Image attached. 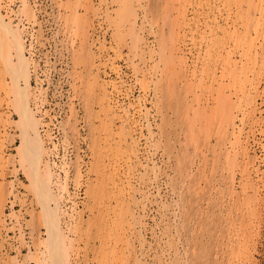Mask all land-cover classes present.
Listing matches in <instances>:
<instances>
[{"label":"rangeland","instance_id":"374dc122","mask_svg":"<svg viewBox=\"0 0 264 264\" xmlns=\"http://www.w3.org/2000/svg\"><path fill=\"white\" fill-rule=\"evenodd\" d=\"M142 1L146 8L144 13L133 0H26L27 8L30 9H27L29 12L26 14L28 13L27 16L29 17L23 15L19 18L22 0H3L4 14L8 10V15L12 17L14 24L22 19L20 23L24 29L25 44H32L29 47L31 51L26 53L33 64L31 83L35 89L37 86L35 94L38 97L36 99H40L39 97L44 99L40 103H44L40 108L42 122L44 121L42 131L40 128V136L46 148L51 150L49 159L53 161L51 162L54 163L56 173H59L60 183H63L64 190L62 193L65 202L62 203V209L66 211L63 221L67 224H65V229L67 231L71 224L72 228L68 231L74 236L67 232L71 234V239L75 238L72 241L74 243H72L69 256L70 263L264 264V41H261V38L264 39V35L262 36L264 6L258 13L253 8L248 7V0H181L183 1L181 6L179 1L176 2L177 0H171L170 6L167 3L168 0ZM239 2L242 5L240 9L237 8ZM30 11H33V15L30 14ZM247 13L256 25L253 27L250 25L244 31L243 25L246 23L245 16ZM166 15L167 17H165ZM71 17L75 19L71 20ZM135 17L136 20H134ZM77 21L78 23H76ZM133 22L136 25L138 23L135 28V30L138 29L139 34L136 46L137 49L138 45L141 47L139 46V51L136 46L134 47V50L138 52L134 50L131 52L133 38L130 37L128 31L131 27L130 23ZM81 27L83 31H81ZM120 28L122 31H119ZM171 32L177 44L176 50H174L176 56L178 58L184 54L182 56H185L184 60L187 64L183 65L179 58L176 60V57L173 56L175 67L170 64L166 79V74L161 70V65L158 71L155 64L156 62L157 64L164 63V58H161L163 47L159 41L162 39L160 37L169 41ZM120 35L124 38H118ZM86 38L87 40H85ZM143 38L147 48L142 44L144 43L142 42ZM117 39H120L119 43L116 42ZM130 39L131 43H129ZM122 40H124L123 44ZM252 43H254L253 49L249 53L248 49ZM124 44H127L126 47ZM128 44H131L129 48H127ZM168 45L171 47L170 44ZM257 49L258 52H255ZM127 50L130 52L127 53ZM95 51L96 53H93ZM140 52L142 58L140 56L138 58L137 55L133 57L135 53L140 54ZM148 55H150V60H148ZM227 55L229 60L234 62L236 60L241 68L239 69L242 73L240 79L243 81L245 78L246 83L243 82L246 85L243 83L242 86L245 88L246 95L243 96L237 90L234 91V87L224 86V90L233 105L234 120L231 118L232 120L230 119L227 125H220L217 123H221V117L214 114L211 118V114L208 113L216 97L214 90L216 84H212L213 87L211 88V82L206 80L212 77H215L217 81L222 79L221 75L224 74L222 70L225 67L223 58L227 59ZM137 59H140V63L136 62ZM130 62L134 63L133 66L132 63L129 66ZM137 63L139 64L137 65ZM111 64L115 66L113 67ZM95 66L98 68L94 69ZM111 66L112 69L109 68ZM193 67L196 68V71L192 74ZM134 68L138 71L136 72ZM201 72H203L202 75ZM199 78L204 79L206 84L204 88L194 89L196 92L194 96H201L203 99L201 105L207 109L206 113L209 116L200 111L202 116L200 115L201 118L198 116L196 127L194 126V129L191 127L193 129L191 130L188 122L189 115L193 113L190 112L187 115L189 118H187L184 111H186L185 108L188 107L189 102L190 104L193 103L194 107H196V103L193 94L187 92L186 86L189 82L195 84ZM171 79L173 80L171 81ZM225 82L228 83L227 80ZM123 88L124 90H122ZM0 89V105L2 104L0 114H5L4 116H7V113L10 114L7 116V126L4 130H0V137L3 139L0 138V205L2 206L0 208L3 210H0V219L4 217L5 220V222L0 220V264H34L35 262V264H49L48 254L44 250L45 240H47V225L44 227V220L41 221L40 218V204L33 196L32 189L29 190L27 187L29 184L27 179L29 178L26 179L22 168L14 158L16 156L15 146L18 141L20 142L18 137L20 133L14 123L18 117L11 105L7 104L9 99L6 100L2 88ZM107 92L115 101L118 99L117 103L122 104L124 102V107L129 105L130 107L127 108H131L133 114L135 113L134 119L139 120L140 126L134 135L138 151L136 147L135 150L134 146L127 142V139L125 141L118 137L119 133L120 136L123 135L121 134V126L124 125V122H126L125 125L129 124L124 125V129L130 127L128 121L119 120L118 124H120L116 126L104 123V115L102 114L104 111L101 102L105 103ZM167 94L170 95L167 96ZM174 95L177 97L176 99ZM191 101L193 102L191 103ZM131 102L133 103L131 104ZM165 103L169 106L164 105ZM99 106L100 108H98ZM139 109L142 112L138 113ZM137 113L140 116H137ZM144 117L148 120L143 119ZM207 117L211 118L209 119L210 122ZM92 118L95 120L93 121ZM11 121L13 122L10 124ZM60 121H62L61 125ZM149 122L150 124H148ZM191 123L190 126H192ZM207 125L209 126L207 127ZM102 127L109 130L112 127L111 132H107L106 129H102V131ZM113 127L118 130L116 135H112L117 141L119 140L116 144L111 141L113 138L108 139L109 135L116 132ZM3 131L6 132V137L2 135ZM192 131L194 132L192 133ZM235 134L239 136V138L237 137L238 141L235 139ZM105 136L106 139L104 140ZM189 136L193 137L190 143ZM115 145L116 147H114ZM130 147L134 148L135 152H133L134 150L131 151ZM96 148H100V150ZM93 150L95 151L93 152ZM233 151L234 153H232ZM136 153L138 154L137 163L132 162L129 163V166L125 165V159H134ZM94 159L98 161L95 167H93ZM74 167L75 170H73ZM92 167L93 170H91ZM64 169L65 173L63 172ZM74 172H78V174ZM65 174L68 176L65 177ZM9 187L11 188L9 189ZM128 193H130L129 197ZM125 204L129 205V214L122 209V207L127 208ZM11 213H13V217ZM14 213L16 219H14ZM131 213L134 216L132 220L130 219ZM67 215H69L70 221H67ZM74 215L78 217H74ZM122 220L125 225L122 224ZM19 224L20 226H18ZM124 233L130 235L129 238ZM20 238L24 239H22L24 244H21ZM140 241L144 244L141 245ZM140 245L142 249H140ZM27 246L30 250H27ZM45 255L46 259L43 258ZM43 259L46 260V263L42 262ZM137 260H139L138 263Z\"/></svg>","mask_w":264,"mask_h":264},{"label":"bare ground","instance_id":"6f19581e","mask_svg":"<svg viewBox=\"0 0 264 264\" xmlns=\"http://www.w3.org/2000/svg\"><path fill=\"white\" fill-rule=\"evenodd\" d=\"M87 1V0H86ZM134 1V3H136V5L138 6V8L139 9H141V11L144 13L145 12V10L144 9H146L145 8V6H144V4H143V1L142 0H133ZM169 2H167L168 3V5L170 6V1L171 0H168ZM178 1L180 2L179 4H180V6H181V4H182V2L183 1H181V0H177L176 2L178 3ZM5 2V1H4ZM8 2H10V3H12L11 1H8ZM14 2V1H13ZM53 2V1H52ZM57 2V1H56ZM78 2V1H77ZM89 2V1H88ZM242 2V1H241ZM241 2H239V3H237V8L238 9H240V6H242V5H240L241 4ZM123 3V2H122ZM192 3V2H191ZM8 4V3H7ZM31 4V3H30ZM79 4V3H78ZM93 4V3H92ZM128 4V3H127ZM132 4V3H131ZM176 4V3H175ZM187 4V3H186ZM9 5V4H8ZM133 5H135V4H133ZM172 5H174V4H172ZM5 5H3V0H0V88H2V91L4 92V94L6 95V97L5 98H7L6 100H8V102L9 103H7V104H9V105H11V107H12V109H14V111H15V113L17 114V119H15V121H14V123H15V127H17V129L19 130V133H20V136L18 135V137L20 138L19 140H20V142L18 141V144L15 146L16 148H15V151H16V156H14V158H15V160L17 161V163L19 164V166H20V168H22V170H23V173L25 174V176H26V179L27 178H29V179H27L28 180V189L29 190H31L32 189V192H33V196L34 197H36V201L40 204V210L39 211H41V213H40V218H41V221H43L44 220V222L43 223H45V224H43L44 225V227H46V225H47V240H45L46 241V245L44 246L45 248H44V250L46 251L45 253H47L48 254V256H47V258H48V263L49 264H71L70 263V258H69V256H70V252H71V250H72V243H74V242H72V241H74V239H71L70 238V235L72 234L73 235V233H71L70 231H68V230H71L70 228H72L71 227V224H70V226H69V229L67 230L68 232H70L69 234H68V232L66 231V229H65V222L63 221V219L65 218V216H64V213L66 214V211L65 210H63L62 208V203H64L65 201H63V199H64V197H63V190H64V187H63V183H60V176H59V173L57 172L56 173V170H55V167H54V163H52L53 161L52 160H50L49 158H50V156H49V153L51 152V150H50V148H46V146L44 145V142H43V139H42V137L40 136V128H41V131H42V127H43V122H42V114H41V110H40V108H41V105L43 106V104L44 103H42V104H40L41 103V101H42V99L43 98H41V97H39L40 99H36L37 97H38V95L37 94H35V90L37 89V86H36V89H35V87H34V85H32V83H31V70H32V61H30V58L26 55V53H28V52H30L31 50H30V46L32 45H27V44H25V38H24V36H23V31H24V29H23V26L21 25V23H20V21L22 20V19H19V21L16 23V24H14L13 22H12V17H10L9 15H8V13H9V11L7 10L6 11V13L4 14V9H5V7H4ZM60 6V5H59ZM264 6V0H248V7L249 8H253L254 10H256L257 12L258 11H260V9L262 8ZM10 7V6H9ZM28 7H29V4H28ZM101 7H102V5H101ZM164 7V6H163ZM22 8V9H21ZM126 8V7H125ZM180 8V7H179ZM178 8V9H179ZM194 8V7H193ZM198 8H199V6H198ZM10 10H11V8H9ZM27 8V2H26V0H22V7H20V14L18 15L19 16V18H20V16H23V15H26V17H29V16H27V14H26V12H29L28 10H30V9H28ZM65 9H66V7H65ZM161 9H163V8H161ZM27 10V11H26ZM61 10V9H60ZM180 10V9H179ZM188 10V9H187ZM200 10V9H199ZM13 11V10H12ZM95 11H97V10H95ZM217 11V10H216ZM240 11V10H239ZM11 12V11H10ZM17 12V11H16ZM33 12V11H32ZM32 12L30 11V14L31 15H33L32 14ZM65 12V11H64ZM77 12V11H76ZM75 12V13H76ZM105 12V11H104ZM135 12H136V10H135ZM174 12V11H173ZM184 12V11H183ZM200 12V11H199ZM246 12V11H245ZM18 13H19V11H18ZM139 13V12H138ZM249 14H250V12H248ZM247 13V16H245L246 18V23L243 25V30L245 31V30H247L248 28H249V26L251 25L252 27L253 26H255L256 25V23H254L253 22V20L252 19H250V15ZM254 13V12H253ZM259 13V12H258ZM35 14V13H34ZM84 14V13H83ZM195 14V13H194ZM224 14V13H223ZM255 14V13H254ZM29 15V14H28ZM30 15V16H31ZM70 15V14H69ZM148 15V14H147ZM192 15V14H191ZM58 16H59V14H58ZM71 16H72V14H71ZM76 16H77V14H76ZM136 16H137V14H136ZM138 16H140V15H138ZM183 16V15H182ZM187 16V15H186ZM213 16V15H212ZM255 16V15H254ZM261 16V15H260ZM80 17V16H79ZM84 17V16H83ZM142 17H143V15H142ZM165 17H167V15L165 16ZM233 17V16H232ZM72 18V17H71ZM141 18V17H140ZM241 18V17H240ZM41 19V18H40ZM73 19H75V18H72L71 20H73ZM180 19V18H179ZM216 19H217V17H216ZM36 20V19H35ZM66 20V19H65ZM68 20H70V19H68ZM70 20V22L71 23H74L73 21H71ZM134 20H136V17H135V19ZM142 20H143V18H142ZM67 21V20H66ZM218 21V20H217ZM85 22V21H84ZM136 22V21H135ZM135 22H133L132 24L130 23V25H131V27H130V29H129V33H130V37H132L133 39H132V41H131V39H130V42L129 43H131L132 42V44L133 45H131V49H132V51L131 52H133V50H134V47L136 46V43L138 42V39H139V34H138V29L137 30H135V28H136V26L138 25V23H137V25H136V23ZM144 22V21H143ZM170 22V21H169ZM211 22V21H210ZM223 22V21H222ZM227 22V21H226ZM76 23H78V21L76 22ZM122 23V22H121ZM180 24H181V22H179ZM193 23V22H192ZM227 23H229V22H227ZM89 24V23H88ZM203 24V23H202ZM205 24V23H204ZM116 25V24H115ZM129 25V24H128ZM127 25V26H128ZM140 25V24H139ZM173 25H176V24H173ZM235 25V24H234ZM38 26V25H37ZM65 26V25H64ZM119 26V25H118ZM155 26V25H154ZM170 26V25H169ZM172 26V25H171ZM170 26V27H171ZM193 26V25H192ZM163 27H164V25H163ZM176 27V26H175ZM204 27V26H203ZM222 27V26H221ZM71 28V27H70ZM115 29L117 28V27H114ZM151 28V27H150ZM179 28H180V26H179ZM186 29H187V27H186ZM189 29V28H188ZM203 29V28H202ZM29 30V29H28ZM65 30V29H64ZM78 30V29H77ZM93 30V29H92ZM151 30V29H150ZM205 30V29H204ZM241 30V29H240ZM81 31H83V28L81 27ZM88 31V30H87ZM119 31H122L121 30V28H120V30ZM170 31H171V29H170ZM206 31V30H205ZM207 31H209V30H207ZM75 32V31H74ZM165 32V31H164ZM210 32V31H209ZM33 33V32H32ZM38 33V32H37ZM73 33V32H72ZM78 33V32H77ZM90 33V32H89ZM92 33V32H91ZM94 33V32H93ZM117 33V32H116ZM153 33V32H152ZM178 33H179V31H178ZM205 33V32H204ZM203 33V34H204ZM69 34V33H68ZM74 34V33H73ZM122 34V33H121ZM124 34V33H123ZM177 34V33H176ZM179 34H181V33H179ZM178 34V35H179ZM187 34V33H186ZM220 34V33H219ZM224 34V33H223ZM80 35V34H79ZM116 35V34H115ZM154 35V34H153ZM165 36H166V34H164ZM163 35V36H164ZM202 35V34H201ZM264 35V30H263V34H262V36ZM89 36V35H88ZM92 36V35H91ZM105 36V35H104ZM124 36V35H123ZM189 36V35H188ZM206 36V35H205ZM224 36H225V34H224ZM257 36V35H256ZM67 37V36H66ZM69 37V36H68ZM83 37V36H82ZM129 37V38H130ZM156 37V36H155ZM179 37H180V35H179ZM178 37V38H179ZM197 37V36H196ZM254 37V36H253ZM264 37V36H263ZM118 38H124V37H121V35H120V37H118ZM160 38H162V39H160V41L159 42H161V44H162V47H163V52L162 51H160V52H162V56H161V58H164L163 60H164V63H162V64H157V62H156V64H155V66H156V68H157V70H158V68L160 67V65H161V70L163 71V73L164 74H166L167 73V71H169L168 69H170V64L172 65L173 64V67H175V61L173 60V56L174 57H176V60L179 58L180 59V61H181V63L183 64V65H185V64H187L186 63V60H184V58H185V56H182V55H184V54H182V55H180L178 58H177V56H176V52L174 51V50H176V46H177V44H176V40L174 39L175 37L173 36V34H172V32H171V34L169 35V41H167V40H164L163 39V37H160ZM198 38V37H197ZM206 38V37H205ZM208 38V37H207ZM71 39V38H70ZM84 39V38H83ZM93 39V38H92ZM97 39V38H96ZM154 39V38H153ZM192 39V38H191ZM85 40H87V38L85 39ZM186 40V39H185ZM116 41V40H115ZM123 41L124 40H122V44H123ZM142 41V40H141ZM180 41H181V39H180ZM197 41V40H196ZM196 41H195V43H196ZM215 41V40H214ZM261 41L263 42L264 41V39L262 40V38H261ZM29 42V41H28ZM36 42V41H35ZM74 42V41H73ZM116 42H120V39H117V41ZM142 42H144V38H143V41ZM147 42V41H146ZM186 42H187V40H186ZM249 42V41H248ZM255 42V41H254ZM257 42V41H256ZM179 43V42H178ZM259 43V42H258ZM142 44H144V47H146L147 48V46H145V42L144 43H142ZM160 44V43H159ZM168 44H170L171 45V47H169V45ZM193 44V43H192ZM197 44V43H196ZM208 44V43H207ZM251 44V43H250ZM260 44V43H259ZM263 44V43H262ZM118 45V44H117ZM125 45V44H124ZM124 45H121V46H124ZM127 45V44H126ZM126 45H125V47H126ZM129 44H128V46H127V48H129V46H130ZM191 45V44H190ZM233 45V44H232ZM231 45V46H232ZM253 45H254V43H252V45H251V47L248 49V52L250 53L251 51H252V49H253ZM37 46V45H36ZM88 46H89V44H88ZM119 46V45H118ZM141 47V45H138V49ZM165 46V47H164ZM178 46H179V44H178ZM181 46H182V44H181ZM186 46V45H185ZM201 46V45H200ZM228 46V45H227ZM240 46V45H239ZM90 47V46H89ZM104 47V46H103ZM114 47V46H113ZM124 47V48H125ZM215 47V46H214ZM247 47V46H246ZM32 48V47H31ZM82 48V47H81ZM84 48V47H83ZM82 48V49H83ZM123 48V47H122ZM126 48V49H127ZM161 48V47H160ZM178 48V47H177ZM185 48V47H184ZM183 48V49H184ZM227 48V47H226ZM238 48V47H237ZM85 50L87 49V48H84ZM100 49V48H99ZM130 49V50H131ZM136 49H137V46H136ZM137 49V50H138ZM156 49V48H155ZM181 49V48H180ZM179 49V50H180ZM190 49H191V47H190ZM201 49V48H200ZM199 49V50H200ZM105 50V49H104ZM130 50L127 52V53H129L130 52ZM142 50V49H141ZM140 50V51H141ZM160 50V49H159ZM184 50H186V49H184ZM235 50H238V49H236L235 48ZM255 50V49H254ZM107 51V50H106ZM105 51V52H106ZM135 52H138V51H136V50H134ZM144 51V50H143ZM146 51V50H145ZM156 51V50H155ZM193 51V50H192ZM191 51V52H192ZM201 51V50H200ZM211 51V50H210ZM260 51V50H259ZM263 51V50H262ZM48 52V51H47ZM83 52V51H82ZM89 52V51H88ZM103 52V51H102ZM149 52V51H148ZM180 52V51H179ZM217 52V51H216ZM255 52H258V49L255 51ZM35 53V52H34ZM81 53V52H80ZM85 53V52H84ZM91 53V52H90ZM93 53H96V51L95 52H93ZM108 53V52H107ZM247 53V52H246ZM77 54V53H76ZM131 54V53H130ZM147 54V53H146ZM197 54V53H196ZM95 55V54H94ZM97 55V54H96ZM104 55V54H103ZM106 55V54H105ZM115 55V54H114ZM133 55V54H132ZM135 55H137V57L139 58V56H140V58H142L141 57V55H142V53L140 52V54H138V53H135L134 55H133V57H135ZM201 55V54H200ZM215 55V54H214ZM248 55V54H247ZM100 56V55H99ZM150 55H148V57H149ZM188 57H189V55H187ZM97 57V56H96ZM119 57V56H118ZM152 57V56H151ZM197 57V56H196ZM227 57H229L228 55L226 56V58ZM258 57V56H257ZM260 57V56H259ZM76 58H79V57H76ZM95 58V57H94ZM93 58V59H94ZM102 58H104L103 56H102ZM234 58H235V56H234ZM245 58V57H244ZM251 58V57H250ZM71 59V58H70ZM74 59V58H73ZM73 59H72V61H73ZM97 59V58H96ZM107 59V58H106ZM109 59H110V57H109ZM131 59H132V57H131ZM147 59V58H146ZM190 59V58H189ZM210 59V58H209ZM224 59V62H223V65H225V67L223 68V70H222V72H224V74L222 73V75H221V80L220 81H217L216 80V78L215 77H212V78H210V79H207L206 81L207 82H211V84H210V87L212 88L213 86H212V84L213 85H215L216 84V87H215V93H216V97H215V100H214V102H213V104H212V106H211V108H210V110H209V112L208 113H210L211 114V118L214 116V114H216V115H218L219 117H221V119H220V122L221 123H217V124H220V125H222V124H228L229 122H230V119L232 118L233 119V105H232V102H231V100H230V98L227 96V94H226V92H225V88H224V86L225 85H227V87L229 88V87H234L233 88V90L235 91V90H237V92H240L241 93V95H243V96H245L246 95V93H245V88L242 86L243 85V83L245 82L244 81V79H243V81L240 79V76H241V71L239 70V69H241L240 68V66H238V62H236V60H235V62L233 61V60H229V58H227V59H225V58H223ZM222 59V60H223ZM48 60V59H47ZM78 60V59H77ZM80 60V59H79ZM95 60V59H94ZM117 60V59H116ZM136 60V59H135ZM139 60L140 59H137V61L136 62H139ZM144 60V59H143ZM148 60H150V57H149V59ZM152 60V59H151ZM205 60H206V58H205ZM36 61V60H35ZM112 61V60H111ZM131 61V60H130ZM157 61V60H156ZM172 61H174L173 63H171ZM193 61H194V59H193ZM75 62V61H74ZM101 62V61H100ZM136 62H135V64H136ZM162 62V61H161ZM198 62V61H197ZM200 62H201V60H200ZM106 63V62H105ZM111 63V62H110ZM131 63H132V66H133V62H130L129 64V66H131ZM140 63V62H139ZM139 63H137V65L139 64ZM146 63V62H145ZM190 63H191V61H190ZM189 63V64H190ZM196 63V62H195ZM257 63V62H256ZM49 64V63H48ZM98 64V63H97ZM96 64V65H97ZM107 64V63H106ZM203 64V63H202ZM204 64H205V62H204ZM242 64V63H241ZM240 64V65H241ZM36 65V64H35ZM112 65V64H111ZM119 65V64H118ZM143 65V64H142ZM148 65V64H147ZM196 65V64H195ZM209 65V64H208ZM252 65V64H251ZM258 65H259V63H258ZM43 66V65H42ZM75 66V65H74ZM99 66V65H98ZM106 66V65H105ZM113 66V65H112ZM109 67L110 69H112L113 67ZM122 66V65H121ZM136 66V65H135ZM153 66V65H152ZM188 66H190V65H188ZM200 66V65H199ZM198 66V67H199ZM253 66H254V64H253ZM252 66V67H253ZM257 66V65H256ZM262 66V65H261ZM93 67H94V65H93ZM101 67V66H100ZM99 67V68H100ZM137 67V66H136ZM182 67V66H181ZM204 67V66H203ZM248 67V66H247ZM259 67V66H258ZM96 68H98V67H96L95 66V68L94 69H96ZM130 68V67H129ZM133 68V67H132ZM156 68H155V70H156ZM177 68V67H176ZM194 68V67H193ZM202 68V67H201ZM205 68V67H204ZM214 68V67H213ZM36 69V68H35ZM100 69H102V68H100ZM105 69V68H104ZM107 69V68H106ZM134 69H136V68H134ZM153 69V68H152ZM184 69V68H183ZM203 69V68H202ZM219 69V68H218ZM247 69V68H246ZM255 69V68H254ZM58 70V69H57ZM119 70V69H118ZM132 70V69H131ZM157 70H156V72H157ZM186 70V69H185ZM251 70V69H250ZM257 70V69H256ZM101 71V70H100ZM107 71V70H106ZM121 71V70H120ZM136 72L138 71L137 69L135 70ZM153 71V70H152ZM159 71V70H158ZM178 71V70H177ZM196 71V68H194V69H192V71H191V73L193 74L194 72ZM217 71V70H216ZM215 71V72H216ZM260 71H262V70H260ZM99 72V71H98ZM116 72V71H115ZM122 72V71H121ZM148 72V71H147ZM155 72V71H154ZM155 72V73H156ZM198 72V71H197ZM214 72V71H213ZM106 73V72H105ZM109 73V72H108ZM107 73V74H108ZM170 73V72H169ZM202 73L203 72H201V75H202ZM257 73V72H256ZM262 73V72H261ZM119 74V73H118ZM172 74V73H171ZM45 75V74H44ZM190 75V74H189ZM197 75V74H196ZM258 75V74H257ZM47 76V75H46ZM103 76V75H102ZM106 76V75H105ZM158 76V75H157ZM162 76V75H161ZM199 76H200V73H199ZM250 76V75H249ZM256 76V75H255ZM201 77H203V76H201ZM205 77L207 78V75H205ZM258 77V76H257ZM47 78V77H46ZM94 78V77H93ZM111 78V77H110ZM158 78H160V77H158ZM178 78V77H177ZM192 78V77H191ZM48 79V78H47ZM114 79V78H113ZM152 79H153V77H152ZM162 79V78H161ZM166 79H167V74H166ZM174 79V78H173ZM173 79H171V81L173 80ZM182 79V78H181ZM187 79V78H186ZM190 79V78H189ZM194 79H195V76H194ZM178 80H179V78H178ZM191 80V79H190ZM227 80V82L228 83H226L225 81ZM251 80V79H250ZM258 80V79H257ZM161 81V80H160ZM166 81V80H165ZM169 81V80H168ZM182 81V80H181ZM194 81V80H193ZM148 82V81H147ZM215 82V83H214ZM250 82H252V80L250 81ZM59 83V82H58ZM78 83V82H77ZM118 83V82H117ZM178 83H179V81H178ZM246 83V82H245ZM244 83V84H245ZM36 84V83H35ZM167 84V83H166ZM170 84V83H169ZM176 84H177V81H176ZM205 84L206 83H204V79H200L199 78V80H196L195 81V84H193L192 82H189L188 84H187V92L189 93V94H193V99H194V101H195V103H196V107H194L193 106V101H191V103L192 104H190V102L188 103V107H184L185 109H186V111H184V112H186L185 114H186V116L187 115H189V113L190 112H192L193 114H191V115H189L190 116V119H189V128H193L194 129V126H195V124H197L196 122H197V120H198V116H199V118H201V112L200 111H202V113L204 114H207L208 115V113H206L207 111V109H204L203 108V106L201 105V101L203 100V99H201V96L200 95H197V97L196 96H194V95H196V92H195V90L194 89H198V88H204L205 87ZM250 85H251V83H249ZM256 84V83H255ZM38 85V84H37ZM75 85V84H74ZM171 85V84H170ZM246 85V84H245ZM90 86V85H89ZM88 86V87H89ZM112 86V85H111ZM172 86V85H171ZM179 86V85H178ZM182 86V85H181ZM40 87V86H39ZM169 87V86H168ZM175 87V86H174ZM180 87V86H179ZM91 88H92V86H91ZM106 88V87H105ZM122 88V87H121ZM121 88H120V90H121ZM130 88V87H129ZM156 88V87H155ZM176 88V87H175ZM256 88H258V87H256ZM75 89V88H74ZM88 89V88H87ZM125 89H126V87H125ZM163 89V88H162ZM161 89V90H162ZM166 89V88H165ZM200 89H199V91H200ZM227 89V88H226ZM248 89V88H247ZM249 89H250V86H249ZM1 90V89H0ZM122 90H124V88L122 89ZM129 90V89H128ZM168 90H169V88H168ZM180 90V89H179ZM228 90H230V89H228ZM252 90V89H251ZM84 91V90H83ZM100 91V90H99ZM104 91V90H103ZM167 90H165V92H166ZM174 91V90H173ZM244 91V92H243ZM247 91V90H246ZM3 92H2V94H3ZM39 92H40V89H39ZM38 92V93H39ZM82 92V91H81ZM105 92V91H104ZM111 92V91H110ZM119 92V91H118ZM133 92V91H132ZM169 92H171V91H169ZM42 93V92H41ZM101 93H102V91H101ZM100 93V94H101ZM109 92H107V95H106V100H105V103H103V102H101L102 103V110L104 111V112H102V114L104 115V117L103 116H101V117H103V121H104V123L105 124H108V125H110V126H113V124H114V126H116V125H119L118 124V122H119V120L120 121H128L129 123H130V127H128V129H124L123 128V126L125 125V123L126 122H124V125H120L121 127H122V130H121V134H123L122 136H120V133H119V138H123V140H125V141H127V142H129V143H131L132 144V146H134V148L137 146V142H136V137H134V135H136L135 133H136V129L140 126V123L138 122V121H136L135 119H134V114H133V111L131 110V108H127V107H124L123 106V103L122 104H120L119 102L117 103L116 101L118 100H116L115 101V99H113L111 96H109V94H108ZM114 93H115V91H114ZM128 93V92H127ZM157 93V92H156ZM167 93V92H166ZM234 93V92H233ZM232 93V94H233ZM236 93V92H235ZM0 94H1V92H0ZM3 94V95H4ZM90 94V93H89ZM99 94V95H100ZM104 94V93H103ZM118 94V93H117ZM214 94V93H213ZM230 94V93H229ZM251 94H252V92H251ZM4 95V96H5ZM45 95V94H44ZM119 95H121V94H119ZM129 95V94H128ZM163 95V94H162ZM168 95H170V94H167V96ZM177 95V94H176ZM185 95H187V94H185ZM74 96V95H73ZM104 96V95H103ZM123 96H124V94H123ZM136 96V95H135ZM232 96V95H231ZM233 96H235L234 94H233ZM238 96V95H237ZM236 96V97H237ZM247 96H250L249 94H247ZM119 97V96H118ZM121 97V96H120ZM126 97V96H125ZM127 97H129V96H127ZM164 97H165V95H164ZM174 97H175V95H174ZM182 97H184V96H182ZM182 97H180V98H182ZM235 97V98H236ZM262 97V96H261ZM46 98V97H45ZM100 98H101V95H100ZM99 98V99H100ZM115 98V97H114ZM122 98V97H121ZM138 98V97H137ZM156 98V97H155ZM177 97H175V99H176ZM232 98V97H231ZM82 99V98H81ZM104 99V98H103ZM120 99V98H119ZM132 99V98H131ZM157 99V98H156ZM172 99V98H171ZM170 99V100H171ZM174 99V98H173ZM189 99V98H188ZM1 100H3L2 98H1ZM44 100V99H43ZM101 100V99H100ZM144 100V99H143ZM147 100V99H146ZM192 100V99H191ZM99 101V100H98ZM102 101V100H101ZM124 101V100H123ZM135 101V100H134ZM137 101V100H136ZM157 101V100H156ZM168 102H169V99L167 100ZM248 101H249V98H248ZM6 102V101H5ZM43 102V101H42ZM252 102V101H251ZM133 102H131V104H132ZM138 103H140V102H138ZM142 103V102H141ZM161 104V103H160ZM203 104H204V102H203ZM243 104V103H242ZM70 105V104H69ZM99 105H100V103H99ZM127 105V104H126ZM134 105V104H133ZM164 105H168L167 103H165ZM234 105H236V103H234ZM247 105V104H246ZM251 105H253V103H251ZM0 106H2V104L0 105ZM89 106H91V105H89ZM93 106V105H92ZM98 106V105H97ZM139 106V105H138ZM140 106H142V105H140ZM169 106V105H168ZM184 106H187V105H185L184 104ZM9 107V106H8ZM45 107V106H44ZM69 107V106H68ZM130 107V106H129ZM132 107V106H131ZM136 107V106H135ZM145 107V106H144ZM153 107V106H152ZM162 107V106H161ZM244 107V106H243ZM253 107V106H252ZM46 108V107H45ZM70 108V107H69ZM98 108H100V106L98 107ZM205 108H206V106H205ZM239 108H240V106H239ZM246 108V107H245ZM93 109V108H92ZM153 109V108H152ZM70 110V109H69ZM136 110V109H135ZM137 110H138V108H137ZM145 110V109H144ZM53 111V110H52ZM100 111V110H99ZM150 111V110H149ZM181 111H183V110H181ZM238 111H240L239 109H238ZM253 111V110H252ZM91 112V111H90ZM138 113L139 112H142V110L140 111V109H139V111H137ZM171 112V111H170ZM251 112V111H250ZM4 113V112H3ZM95 113V112H94ZM138 113H137V116H140V115H138ZM236 113V112H235ZM240 113V112H239ZM9 116H10V114L9 113H7ZM70 114V113H69ZM144 114H145V112H144ZM144 114H142V115H144ZM5 115V114H4ZM3 114H0V130H4L5 129V127L7 126L6 124H7V121H8V118H7V116H4ZM98 115V114H97ZM147 115V114H146ZM164 115V114H163ZM201 115V116H200ZM216 115H215V117H216ZM244 115V114H243ZM68 116V115H67ZM99 116V115H98ZM98 116H97V118H98ZM149 116V115H148ZM209 116V115H208ZM237 116V115H236ZM242 116V115H241ZM45 117V116H44ZM44 117H43V119H44ZM142 117V116H141ZM160 117V116H159ZM162 117H164V116H162ZM247 117V116H246ZM259 117V116H258ZM77 118V117H76ZM91 118V117H90ZM94 118V117H93ZM92 118V119H93ZM140 118V117H139ZM146 117H144L143 119H145ZM187 118H189L188 116H187ZM211 118H208L207 117V119L209 120V119H211ZM12 119V118H11ZM122 119V120H121ZM143 119L141 118V121H143ZM147 119V118H146ZM145 119V120H146ZM203 119V118H202ZM231 119V120H232ZM95 119H93V121H94ZM97 120H99V119H97ZM148 120V119H147ZM164 120V119H163ZM234 120V119H233ZM10 121V120H9ZM69 121V120H68ZM71 121V120H70ZM86 121V120H85ZM165 121V120H164ZM200 121V120H199ZM199 121H198V123H199ZM212 121V120H211ZM238 121V120H237ZM13 121H11L10 122V124L12 123ZM61 122L62 121H60V125H61ZM146 122V121H145ZM152 122V121H151ZM192 122V123H191ZM209 122H210V120H209ZM13 123V124H14ZM147 123V122H146ZM190 123L192 124V126H190ZM194 123V124H193ZM212 123V122H211ZM234 123V122H233ZM69 124V123H68ZM128 124V123H127ZM126 124V125H127ZM148 124H150V122L148 123ZM64 125V124H63ZM125 125V126H126ZM129 125V124H128ZM144 125V124H143ZM199 125V124H198ZM220 125H218L219 127H220ZM237 125V124H236ZM98 126H100V125H98ZM124 126V127H125ZM142 126V125H141ZM145 126H146V124H145ZM185 126V125H184ZM209 125H207V127H208ZM212 126V125H211ZM217 126V127H218ZM234 126V125H233ZM109 127V126H108ZM196 127V126H195ZM202 127V126H201ZM61 128V127H60ZM114 128V127H113ZM168 128V127H167ZM191 128V130H193ZM222 128V127H221ZM228 128V127H227ZM94 129V128H93ZM102 129H104L103 127L101 128V130ZM106 129V128H105ZM104 129V130H105ZM111 129H112V127H111ZM110 129V130H111ZM115 129V128H114ZM118 129V128H117ZM124 129V130H123ZM150 129V128H149ZM204 129V128H203ZM207 129V128H206ZM234 129V128H233ZM66 130V129H65ZM107 130V132L108 131H110L108 128L106 129ZM116 130V129H115ZM140 130V129H139ZM142 130H143V128H142ZM154 130V129H153ZM200 130V129H199ZM228 130H230V129H228ZM61 131V130H60ZM73 131V130H72ZM79 131V130H78ZM103 131V130H102ZM113 131V130H112ZM117 131L118 130H116V132H114L113 134H111V135H109L108 136V139H110V137H111V141L114 143V144H116L118 141L115 139V137H113L112 135H116V133H117ZM150 131V130H149ZM205 131H207L208 132V130H205ZM238 131H240V130H238ZM45 132V131H44ZM67 132V131H66ZM75 132V131H74ZM111 132V131H110ZM151 132V131H150ZM194 131H192V133H193ZM220 132V131H219ZM234 132V131H233ZM5 133L6 132H4L3 131V133H2V135H4L5 136ZM18 133V134H19ZM80 133V132H79ZM141 133V132H140ZM143 133V132H142ZM221 133H222V131H221ZM224 133V132H223ZM65 134V133H64ZM67 134V133H66ZM93 134V133H92ZM238 134V133H237ZM1 135V134H0ZM62 135V134H61ZM151 135V134H150ZM188 135V134H187ZM186 135V136H187ZM195 135V134H194ZM255 135V134H254ZM48 136V135H47ZM192 136V135H191ZM235 136V139L238 141V138H239V136H237L236 134L234 135ZM3 137V136H2ZM6 137V136H5ZM54 137V136H53ZM66 137V136H65ZM102 139H103V137L102 136H100ZM118 137H117V139H118ZM190 137V136H189ZM238 137V138H237ZM1 138V137H0ZM144 139H145V137H143ZM151 138V137H150ZM191 138V139H190ZM189 138V143L192 141V138L193 137H190ZM197 138V137H196ZM2 139V138H1ZM5 139V138H4ZM68 139V138H67ZM73 139V138H72ZM106 139V136H105V138H104V140ZM127 139V140H126ZM130 139V140H129ZM3 140V139H2ZM56 140V139H55ZM64 140H65V138H64ZM103 140V141H104ZM140 140H142V139H140ZM155 140V139H154ZM85 141V140H84ZM108 141V140H107ZM97 142L98 143H100L98 140H97ZM143 142H145V141H143ZM46 143V142H45ZM105 143V142H104ZM112 143V144H113ZM148 143V142H147ZM75 144V143H74ZM107 144V143H106ZM111 144V143H110ZM121 144V143H120ZM125 144V143H124ZM145 144V143H144ZM243 144V143H242ZM102 145V144H101ZM105 145V144H104ZM139 145V144H138ZM152 145V144H151ZM161 145V144H160ZM196 145H197V143H196ZM230 145H233V144H230ZM60 146V145H59ZM64 146V145H63ZM66 146V145H65ZM80 146V145H79ZM96 146V145H95ZM97 146H98V144H97ZM119 146V145H118ZM163 146V145H162ZM208 146V145H207ZM238 146V145H237ZM88 147V146H87ZM93 147H94V145H93ZM92 147V148H93ZM114 147H116V145L114 146ZM122 148V147H121ZM134 148L132 149V147H130V150L131 151H133L134 150ZM137 148V147H136ZM136 148H135V150H136ZM140 148H142L141 147V145H140ZM161 148V147H160ZM227 148V147H226ZM97 149V148H96ZM99 150H100V148H98ZM97 149V150H98ZM191 149V148H190ZM220 150H221V148H219ZM239 149V148H238ZM80 150H81V148H80ZM108 150V149H107ZM127 150V149H126ZM135 150L133 151V152H135ZM150 150V149H149ZM155 150V149H154ZM196 150V149H195ZM219 150V151H220ZM234 150V149H233ZM53 151V150H52ZM92 151V150H91ZM95 150H93V152H94ZM128 151V150H127ZM137 151H138V148H137ZM222 151V150H221ZM242 151V150H241ZM102 153H103V150L101 151ZM191 152V151H190ZM213 152V151H212ZM230 152V151H229ZM236 152V151H235ZM243 152V151H242ZM65 153V152H64ZM95 153H97V152H95ZM105 153V152H104ZM120 153V152H119ZM141 153V152H140ZM180 153H182V152H180ZM185 153V152H184ZM232 153H234V151L232 152ZM99 154V153H98ZM117 154V153H116ZM131 154V153H130ZM142 154V153H141ZM183 154V153H182ZM243 154V153H242ZM51 155V154H50ZM56 155V154H55ZM58 155V154H57ZM93 155H95V154H93ZM99 155H101V154H99ZM138 154L136 153L135 154V157H134V159L132 158V159H129V158H127V159H125V165H127V166H129V163H137V161H138V156H137ZM150 155V154H149ZM154 155H155V153H154ZM103 156V155H102ZM107 156V155H106ZM118 156V155H117ZM139 156H141V155H139ZM91 157V156H90ZM98 157V156H97ZM104 157H105V155H104ZM125 157V156H124ZM145 157V156H144ZM188 157V156H187ZM99 159H100V157H98ZM97 158V159H98ZM115 158V157H114ZM118 158V157H117ZM179 158V157H178ZM226 158V157H225ZM96 159V158H95ZM94 159V161H95V163L93 164V167H95V164L97 165L98 163V161H96ZM116 159V158H115ZM139 159H140V157H139ZM168 159V158H167ZM110 160V159H109ZM183 160V159H182ZM189 160H190V158H189ZM225 160H227V158L225 159ZM52 161V162H51ZM143 161V160H142ZM146 161V160H145ZM158 161V160H157ZM242 162V161H241ZM104 163V162H103ZM64 164V163H63ZM62 164V165H63ZM70 164V163H69ZM171 164V163H170ZM178 164V163H177ZM62 165H61V168H62ZM71 165V164H70ZM133 165V164H132ZM157 165V164H156ZM107 166V165H106ZM123 166V165H122ZM126 166V167H127ZM143 166V165H142ZM93 167H92V169L91 170H93ZM114 167V166H113ZM120 167V166H119ZM124 167V166H123ZM133 167V166H132ZM154 167V166H153ZM153 167H152V169H153ZM191 167V166H190ZM57 168V167H56ZM99 168H100V166H99ZM135 168H136V166H135ZM139 168V167H138ZM155 168V167H154ZM247 168V167H246ZM76 168L74 167V169L73 170H75ZM97 169H98V167H97ZM110 169V168H109ZM130 169V168H129ZM132 169V168H131ZM197 169V168H196ZM67 170V169H66ZM107 170V169H106ZM124 170V169H123ZM137 170V169H136ZM146 170V169H145ZM16 171V170H15ZM59 171V170H58ZM62 171V170H61ZM65 171V169L63 170V172ZM133 171V170H132ZM152 171H154V170H152ZM238 171V170H237ZM108 172H109V170H108ZM166 172V171H165ZM193 172V171H192ZM227 172V171H226ZM15 173V172H14ZM65 173V172H64ZM74 173H77L78 174V172H74ZM84 173V172H83ZM91 173V172H90ZM94 173H96V172H94ZM93 173V174H94ZM125 173V172H124ZM127 173H128V171H127ZM147 173V172H146ZM62 174V173H61ZM133 174V173H132ZM153 174V173H152ZM231 174V173H230ZM67 174H65V177H67L66 176ZM74 175V174H73ZM91 175V174H90ZM96 175V174H95ZM100 175H102V174H100ZM111 175H112V173H111ZM157 175V174H156ZM4 176V175H3ZM63 176V175H62ZM85 176V175H84ZM94 176V175H93ZM103 176V175H102ZM119 176H121V175H119ZM82 177V176H81ZM105 177V176H104ZM127 177V176H126ZM140 177V176H139ZM139 177H137V179L139 178ZM3 178V177H2ZM106 178H107V176H106ZM163 178V177H162ZM89 179V178H88ZM106 180V179H105ZM133 180V179H132ZM244 180V179H243ZM258 180V179H257ZM17 182H18V180H16ZM80 181V180H79ZM88 181V180H87ZM130 181V180H129ZM135 181V180H134ZM138 181H139V179H138ZM11 182H12V180H11ZM86 182V181H85ZM90 182V181H89ZM104 182V181H103ZM136 182H137V180H136ZM157 182V181H156ZM259 182V181H258ZM10 183V182H9ZM13 183V182H12ZM12 183H10V184H12ZM130 183V182H129ZM135 183V182H134ZM133 183V184H134ZM139 183H141L140 181H139ZM138 183V184H139ZM101 184V183H100ZM152 184V183H151ZM157 184V183H156ZM255 184V183H254ZM81 185V184H80ZM131 185H132V183H131ZM167 185V184H166ZM222 185V184H221ZM232 185H233V183H232ZM12 188H13V186L12 185H10ZM126 186V185H125ZM124 186V187H125ZM134 186V185H133ZM220 186V185H219ZM11 187H9V189L11 188ZM30 187V188H29ZM139 187H140V185H139ZM157 187V186H156ZM14 188H15V186H14ZM74 188V187H73ZM80 188V187H79ZM92 188V187H91ZM150 188V187H149ZM172 188V187H171ZM237 188V187H236ZM96 189V188H95ZM121 189V188H120ZM128 189V188H127ZM133 189V188H132ZM143 189V188H142ZM79 190V189H78ZM135 190V189H134ZM171 190V189H170ZM174 190V189H173ZM129 191V190H128ZM133 191V190H132ZM0 192H1V187H0ZM65 192V191H64ZM84 192V191H83ZM156 192V191H155ZM9 193H10V191H9ZM14 193V192H13ZM133 193H135L134 191H133ZM11 194V193H10ZM123 194V193H122ZM129 195H128V197L130 196V193H128ZM132 194V193H131ZM138 194V193H137ZM158 194V193H157ZM99 195V194H98ZM116 195V194H115ZM66 196V195H65ZM136 196V195H135ZM150 196V195H149ZM137 197V196H136ZM88 198V197H87ZM135 198V197H134ZM90 199V198H89ZM154 199V198H153ZM10 201V200H9ZM99 201V200H98ZM126 201V200H125ZM134 201H136V200H134ZM141 201V200H140ZM161 201V200H160ZM173 201H175V200H173ZM31 202V201H30ZM50 202H51V205H50ZM67 202V201H66ZM137 202V201H136ZM188 202H189V200H188ZM229 202V201H228ZM236 202V201H235ZM254 202V201H253ZM11 203V202H10ZM13 203V202H12ZM133 203V202H132ZM187 203V202H186ZM258 203V202H257ZM66 204V203H65ZM106 204V203H105ZM124 204V203H123ZM122 204V205H123ZM11 205V204H10ZM69 205V204H68ZM71 205V204H70ZM157 205V204H156ZM1 206V205H0ZM125 206H127V208L126 209H124L123 207H122V209L123 210H126V212H127V214H129V212H130V208H129V205L128 204H125ZM137 206H138V204H137ZM136 206V207H137ZM180 206V205H179ZM75 207V206H74ZM161 207V206H160ZM186 207V206H185ZM1 208H2V206H1ZM1 208H0V210H1ZM134 208V207H133ZM232 208V207H231ZM78 209V208H77ZM62 210V211H61ZM133 210V209H132ZM171 210V209H170ZM251 210V209H250ZM1 211H3V210H1ZM83 211V210H82ZM88 211V210H87ZM96 211H98V210H96ZM147 211V210H146ZM159 211V210H158ZM173 211V210H172ZM233 211V210H232ZM74 212V211H73ZM84 212V211H83ZM101 212V211H100ZM179 212V211H178ZM222 212V211H221ZM225 212V211H224ZM1 213V212H0ZM88 213V212H87ZM170 213V212H169ZM7 214H9L10 215V213H7ZM12 214V217H13V213H11ZM99 214V213H98ZM135 214V213H134ZM183 214V213H182ZM15 213H14V217H15ZM78 215V214H77ZM77 215H74V217L75 216H77ZM138 216H139V214H137ZM163 215V214H162ZM1 216V215H0ZM3 216V215H2ZM68 216L69 215H67V218H68ZM88 216V215H87ZM11 217V216H10ZM10 217H9V219H10ZM36 217V216H35ZM34 217V218H35ZM39 217V216H38ZM78 217V216H77ZM164 217V216H163ZM173 217V216H172ZM39 218V219H40ZM2 220H3V222H5V220H4V217L3 218H1ZM0 219V220H1ZM14 219H16V217L14 218ZM130 219L132 220V219H134V216H133V214L131 213V216H130ZM66 220V219H65ZM70 221V218H68L67 219V221ZM137 220V219H136ZM173 220V219H172ZM18 221V220H17ZM126 221V220H125ZM77 222V221H76ZM75 222V223H76ZM96 222V221H95ZM138 222V221H137ZM256 222V221H255ZM1 223V222H0ZM14 223V222H13ZM141 223V222H140ZM7 224V223H6ZM74 224V223H73ZM110 224V223H109ZM122 224H124L125 225V222L122 220ZM132 224V223H131ZM130 224V225H131ZM164 224V223H163ZM13 225V224H12ZM64 225V226H63ZM67 225V224H66ZM123 225V226H124ZM140 225V224H139ZM5 226V225H4ZM15 226H17V225H15ZM18 226H20V224L18 225ZM122 226V227H123ZM165 226V225H164ZM110 227V226H109ZM108 227V228H109ZM142 227V226H141ZM236 227V226H235ZM255 227V226H254ZM67 228V227H66ZM127 228V227H126ZM135 228V227H134ZM252 228V227H251ZM18 229H20V228H18ZM46 229V228H45ZM120 229H121V227H120ZM20 230H22V229H20ZM75 230V232H76V229H74ZM128 230H130V229H128ZM134 230V229H133ZM133 230H132V232H133ZM181 230V229H180ZM67 233H66V232ZM127 231V230H126ZM138 231H140V230H138ZM172 231V230H171ZM198 231V230H197ZM232 231V230H231ZM72 232H73V230H72ZM128 233V232H127ZM150 233V232H149ZM21 234V233H20ZM125 234V233H124ZM141 234V233H140ZM125 235H127V234H125ZM134 235V234H133ZM136 235V234H135ZM176 235V234H175ZM74 236V235H73ZM128 236V238H129V236L130 235H127ZM140 236V235H139ZM157 236V235H156ZM172 236V235H171ZM22 237V236H21ZM77 237V236H76ZM159 237V236H158ZM123 238V237H122ZM133 238V237H132ZM137 238V237H136ZM135 238V239H136ZM174 238V237H173ZM21 240H20V242H21V244L23 243L24 244V242L22 241V239L23 238H20ZM43 239V238H42ZM135 239H133V240H135ZM138 239V238H137ZM141 239H142V235H141ZM177 239V238H176ZM2 240V239H1ZM24 240V239H23ZM128 240V239H127ZM144 240V239H143ZM219 240V239H218ZM129 241V240H128ZM137 241V240H136ZM139 241V240H138ZM137 241V242H138ZM235 241H236V238H235ZM42 242V241H41ZM131 242V241H130ZM141 242V241H140ZM139 242V243H140ZM31 243V242H30ZM168 243V242H167ZM178 243V242H177ZM4 244V243H3ZM76 244V243H75ZM79 244V243H78ZM128 244H131V243H128ZM141 245L142 244H144V242H141L140 243ZM252 244V243H251ZM12 245H14V244H12ZM26 245V244H25ZM27 245H28V243H27ZM37 245V244H36ZM139 245V244H138ZM137 245V246H138ZM140 245V249H142L141 246ZM20 246V245H19ZM125 246H126V243H125ZM32 247H33V245H32ZM128 247V246H127ZM126 247V248H127ZM144 247V246H143ZM27 250H30L29 249V247L27 246ZM39 248V247H38ZM87 248V247H86ZM129 248H131V247H129ZM147 248V247H146ZM162 248V247H161ZM12 249V248H11ZM41 249V248H40ZM152 249V248H151ZM9 250V249H8ZM130 250V249H129ZM162 250V249H161ZM171 250V249H170ZM221 250V249H220ZM139 251V250H138ZM157 251V250H156ZM228 251V250H227ZM28 252V251H27ZM44 252V251H43ZM141 252V251H140ZM143 252V251H142ZM149 252V251H148ZM29 253V252H28ZM32 253V252H31ZM44 253V254H45ZM132 253V252H131ZM144 253V252H143ZM163 253V252H162ZM246 253V252H245ZM2 254V253H1ZM3 254H5V253H3ZM30 254V253H29ZM28 254V255H29ZM43 254V255H44ZM139 254H141V253H139ZM168 254V253H167ZM223 254V253H222ZM249 254V253H248ZM31 255V254H30ZM136 255V254H135ZM156 255V254H155ZM178 255V254H177ZM154 256V255H153ZM16 257V256H15ZM43 257V256H42ZM164 257V256H163ZM175 257V256H174ZM244 257V256H243ZM4 258V257H3ZM43 258H45L46 259V255H45V257H43ZM137 258H139V257H137ZM218 258V257H217ZM229 258V257H228ZM72 259V258H71ZM168 259V258H167ZM42 260V259H41ZM143 260V259H142ZM177 260V259H176ZM219 260V259H218ZM15 261V260H14ZM36 261V260H35ZM38 261H40L39 259H38ZM46 261V260H45ZM44 261V259H43V261L42 262H45ZM125 261V260H124ZM138 261L139 260H137V263H138ZM167 261V260H166ZM186 261V260H185ZM248 261V260H247ZM41 262V261H40ZM146 262V261H145ZM36 263V262H35ZM34 263V264H35ZM46 263V262H45ZM123 263V262H122ZM157 263V262H156ZM211 263V262H210ZM221 263V262H220ZM253 263V262H252ZM6 264V263H5ZM40 264V263H39ZM47 264V263H46ZM121 264V263H120ZM153 264V263H152ZM155 264V263H154Z\"/></svg>","mask_w":264,"mask_h":264}]
</instances>
